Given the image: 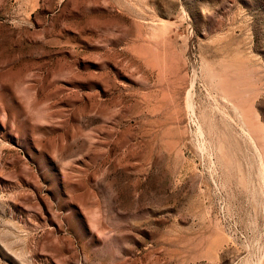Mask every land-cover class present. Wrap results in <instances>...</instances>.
Segmentation results:
<instances>
[{"label": "rangeland", "instance_id": "rangeland-1", "mask_svg": "<svg viewBox=\"0 0 264 264\" xmlns=\"http://www.w3.org/2000/svg\"><path fill=\"white\" fill-rule=\"evenodd\" d=\"M0 264H264V0H0Z\"/></svg>", "mask_w": 264, "mask_h": 264}]
</instances>
